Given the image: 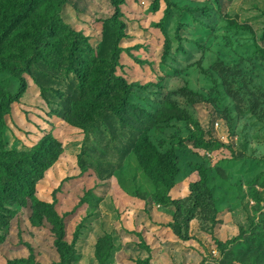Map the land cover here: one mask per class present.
<instances>
[{
	"label": "rangeland",
	"instance_id": "obj_1",
	"mask_svg": "<svg viewBox=\"0 0 264 264\" xmlns=\"http://www.w3.org/2000/svg\"><path fill=\"white\" fill-rule=\"evenodd\" d=\"M59 15V32L85 54L111 33L115 74L130 86L118 95L124 122L95 118L85 130L57 116L85 113L64 101L77 92L66 58L35 70L47 100L24 74L8 146L27 151L51 134L63 151L36 185L49 208L17 211L0 264H264V0H124L120 13L112 0H66ZM18 86L0 73V91ZM135 127L175 158L160 201L133 153Z\"/></svg>",
	"mask_w": 264,
	"mask_h": 264
},
{
	"label": "trees",
	"instance_id": "obj_2",
	"mask_svg": "<svg viewBox=\"0 0 264 264\" xmlns=\"http://www.w3.org/2000/svg\"><path fill=\"white\" fill-rule=\"evenodd\" d=\"M65 2L66 0H0V73L10 71L19 83L15 93L0 91V242L5 239L10 222L19 209L28 205L49 208L48 204L39 201L36 185L63 151L62 143L51 134L27 151H17L8 146L7 116L11 114L13 104L19 101L27 90L24 74L32 78L41 90L42 97L47 100V89L39 75L45 74L47 68L58 70L61 60L66 58L72 67L70 73L77 76V92L76 96H69L64 101L67 106L83 108L85 113L67 112L70 110L65 108V113L56 112L57 116L85 130L87 127L84 123L95 124V118H99L106 129H110V121L114 118L119 119L118 123L124 122L122 113L128 101L118 95L128 96L130 86L115 74L118 54L117 46L113 42L108 44L111 33L106 27V35L104 34L97 48L90 47L89 53H83V50L77 47L76 41L59 32V26L62 25L59 14ZM112 4L120 13L124 0H112ZM13 39L26 42L14 45ZM96 58L103 61L99 62ZM118 101L121 102L120 107L114 104ZM140 111L143 112L142 109ZM135 130L141 133L139 141L137 140L141 153L139 150L133 153L151 178L156 189L154 195L160 201L167 196L177 174L175 158L162 154L150 142L147 137L150 129L135 127ZM158 158L162 161L161 167H158L159 162L157 166L154 164ZM59 251L64 256L63 250ZM8 264L44 263L37 261L35 257H26Z\"/></svg>",
	"mask_w": 264,
	"mask_h": 264
}]
</instances>
